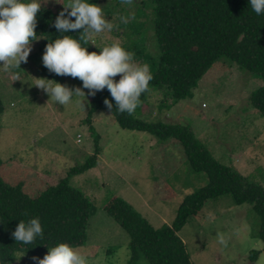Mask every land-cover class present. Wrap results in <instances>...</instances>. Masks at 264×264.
Here are the masks:
<instances>
[{"label": "rangeland", "instance_id": "obj_1", "mask_svg": "<svg viewBox=\"0 0 264 264\" xmlns=\"http://www.w3.org/2000/svg\"><path fill=\"white\" fill-rule=\"evenodd\" d=\"M40 2L62 11L69 0ZM95 4L103 8L114 28L93 33L96 45L90 47L99 52L118 42L130 52L141 48L156 53L147 0H133L131 5L121 0H97ZM121 16L129 22L121 23ZM134 21L143 23L139 32L133 30ZM37 39L21 68L5 71L0 62V176L8 182L22 181L32 195L93 152V137L85 120L90 99L87 89L84 96L63 106L33 85L36 77H46L83 88L78 78L49 72L42 61V37ZM139 58L134 56L135 62L145 64ZM120 78L115 77L117 82ZM261 83L222 56L198 80L190 97L174 101L167 88L150 89L139 118L189 125L196 139L221 163L264 187V118L250 104V94ZM89 120L99 135L100 153L93 166L69 176V183L92 203L86 239L76 248L89 264H126L127 232L103 208L111 196L122 197L159 227L172 222L182 197L205 184L207 175L191 168L182 145L173 139L162 141L145 131L121 128L106 110H96ZM258 221L250 202L237 203L230 193H224L208 198L196 214L189 215L178 236L192 264H264L262 252L254 261L249 259L251 250L262 248V241L255 236ZM218 233L229 238L226 247L219 243ZM13 264L37 262L16 251ZM136 264L149 263L141 256Z\"/></svg>", "mask_w": 264, "mask_h": 264}, {"label": "trees", "instance_id": "obj_2", "mask_svg": "<svg viewBox=\"0 0 264 264\" xmlns=\"http://www.w3.org/2000/svg\"><path fill=\"white\" fill-rule=\"evenodd\" d=\"M147 1L151 4L156 53L151 55L141 48L133 52L151 67L154 78L149 88H167L174 101L190 97L206 70L222 56L227 57L262 80L250 94V104L264 118V14L257 15L250 0ZM60 12L43 5L37 14L36 32L37 38L42 37V49L61 35L79 36V30L57 31L54 22ZM132 27L134 32H139L143 23L134 21ZM241 34L243 39L237 42ZM88 51L96 50L88 45ZM147 95L148 92L141 96V104L132 115L118 112L114 100L112 110L106 107L104 100L112 99L107 88L90 95L85 120L93 137V152L84 161L68 167L55 182L46 183L36 194H29L22 181L8 182L0 176V264H13L16 251L32 258L42 256L49 247L61 242L74 247L84 243L92 203L69 183V176L93 166L100 153L99 135L89 120L96 110L111 113L121 128L145 131L162 141H177L191 168L207 175L205 184L182 197L172 222L159 227L153 226L122 197L111 196L103 208L127 232L129 259L126 264H136L141 256L149 264H192L178 230L208 198L224 193H230L237 203H251L259 220L255 236L262 241V248L251 250L249 259L254 261L260 252L264 254V187L221 163L196 139L189 125L139 118L148 104ZM2 112L0 100V115ZM32 218L40 219L43 238L38 237L34 244L16 243L12 232L21 220L27 223Z\"/></svg>", "mask_w": 264, "mask_h": 264}, {"label": "clouds", "instance_id": "obj_3", "mask_svg": "<svg viewBox=\"0 0 264 264\" xmlns=\"http://www.w3.org/2000/svg\"><path fill=\"white\" fill-rule=\"evenodd\" d=\"M121 3L131 5L133 0H121ZM63 4L64 9L57 16L54 27L60 33L79 30V36L61 35L49 42L42 61L49 72L78 78L83 82V88H72L46 77H36L33 85L63 106L84 96V89L89 90L86 95L95 96L107 88L112 99L106 98L104 103L109 110L113 109L114 100L118 112L134 114L141 104V96L150 91L149 85L154 78L150 66L136 63L135 54L118 42L100 48L99 52H89L88 45H96L92 34L111 31L114 24L105 17L100 5L88 0H69ZM250 5L257 15L264 14V0H250ZM42 6L40 0H0V62L5 71L21 68V63L27 62L33 41L38 40L37 14ZM119 19L124 24L129 22L128 17ZM242 39L243 34L237 37V42ZM118 75L121 78L117 82L115 77ZM16 80H19L18 76ZM75 102L81 104L79 100ZM12 236L16 243L34 244L38 237L44 236L40 219L32 218L27 223L21 220ZM228 239L218 233L221 245L226 247ZM23 256L15 258L19 260ZM32 259L37 264H89L86 255L67 242L49 247L43 258L34 256Z\"/></svg>", "mask_w": 264, "mask_h": 264}, {"label": "built area", "instance_id": "obj_4", "mask_svg": "<svg viewBox=\"0 0 264 264\" xmlns=\"http://www.w3.org/2000/svg\"><path fill=\"white\" fill-rule=\"evenodd\" d=\"M78 138H79V134H78ZM78 141H79V140H78ZM78 141H77V142H78Z\"/></svg>", "mask_w": 264, "mask_h": 264}]
</instances>
